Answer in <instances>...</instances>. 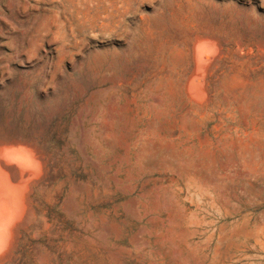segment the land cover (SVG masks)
I'll use <instances>...</instances> for the list:
<instances>
[{
    "label": "rangeland",
    "instance_id": "374dc122",
    "mask_svg": "<svg viewBox=\"0 0 264 264\" xmlns=\"http://www.w3.org/2000/svg\"><path fill=\"white\" fill-rule=\"evenodd\" d=\"M0 43V138L99 160L66 264H264V0H0Z\"/></svg>",
    "mask_w": 264,
    "mask_h": 264
},
{
    "label": "bare ground",
    "instance_id": "6f19581e",
    "mask_svg": "<svg viewBox=\"0 0 264 264\" xmlns=\"http://www.w3.org/2000/svg\"><path fill=\"white\" fill-rule=\"evenodd\" d=\"M67 40L68 39H66V41ZM200 44L201 43L199 42V44L197 45L200 46ZM199 46L198 49L196 48L195 58L199 69H201L205 65V62L208 60L209 55H212L213 53H211L210 51L211 50L210 46L212 45L210 46L203 45L200 47ZM212 51L214 52V50ZM214 54L216 55V52ZM196 74H198L199 77L201 75L199 74V71ZM198 75H196V78L194 80L192 79L193 81L190 85V88L192 90V96L193 94L196 95L194 99H197L198 98L197 96L199 94L201 95L202 93L201 91H203V90L200 91L201 83L199 84V79H201V77L197 78ZM113 83L114 81L111 80L110 78L107 80H100L98 87L101 88V86L103 85L109 86L112 85ZM188 88H189V83H188ZM190 91L189 93H191ZM34 109H36V107ZM78 112L76 111V113ZM97 121L98 124L100 125V128H98L97 124L96 126L95 124L92 125L93 127L91 128L93 132V139L95 141V146H97V144L99 145L102 144L99 141L101 134L104 135L103 133L104 130H102L101 126L105 124L104 122H102L101 118L98 120L97 117ZM62 122L63 121H61V123ZM32 123L34 122L32 121ZM69 131L70 132L64 136L65 138L64 142L62 139L61 140L56 139L53 142L51 141L39 142L33 140L34 138L33 139H23L19 137L18 138L15 137L12 139L0 138V264H66L67 256L70 253L69 249L71 248V246L73 245L75 246L76 242H79L77 244L85 243L88 241H90V243L95 242L94 232L96 231L94 232L92 231L88 239L87 238L79 239L80 234L75 232L74 225L72 224V219L74 218V216H76L75 215L76 213H82V211H84L85 209L91 211L90 216L95 215V209L97 206L94 198L97 192V185L92 167L93 166L98 167L99 160L97 159L93 160V158L86 157V155L84 154L85 152L81 145L82 141L80 143L79 117L73 118L72 128ZM60 137L61 136L59 135L58 138ZM106 143L111 147L110 142H106ZM89 166L91 168H89ZM87 167L89 168V170ZM85 224H89V223H85ZM95 227L98 229V226ZM71 252L74 254V250ZM82 253L80 254L83 255ZM78 254H76V256Z\"/></svg>",
    "mask_w": 264,
    "mask_h": 264
}]
</instances>
